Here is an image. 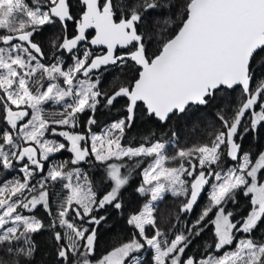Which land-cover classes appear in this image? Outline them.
I'll return each mask as SVG.
<instances>
[{
    "label": "snow or ice",
    "instance_id": "obj_1",
    "mask_svg": "<svg viewBox=\"0 0 264 264\" xmlns=\"http://www.w3.org/2000/svg\"><path fill=\"white\" fill-rule=\"evenodd\" d=\"M69 22L78 25L71 36ZM50 29L61 33L49 41L51 58L36 39ZM88 29H95L90 41ZM109 67L117 73L134 71L133 82L125 83L117 74L112 91L102 92L99 74ZM237 88L239 104L227 109L216 105L219 130L209 143L180 148L173 144L175 131L153 132L136 147L121 143L137 102L146 106L148 117L167 127L174 117L205 111L219 93ZM119 98L127 99L128 115L103 136L89 127L91 148L85 134L58 130L79 127L86 112L87 125L95 124L97 106H114ZM49 102L58 110L48 112L44 105ZM262 131L264 0H0V174L5 177L0 181V264H35L36 235L44 233L53 242L56 264H128L126 258L141 264L140 257L130 254L145 249L154 250V264H264V240L255 238L264 225V150L253 159L242 149L244 136L259 137ZM172 147L175 153L168 155ZM65 150L72 158L53 163L55 154ZM92 157L104 166L101 183L109 182L110 191L102 197L78 167L93 163ZM144 158L151 159L137 191L150 195V202L127 221L136 232L93 260L97 233L92 225L104 219L95 213L107 206L121 208V189ZM225 158L235 165L225 167ZM171 161L178 166H170ZM16 172L23 176L9 177ZM57 185L61 192L53 201ZM208 189L207 205L185 224L186 231H173L175 223L167 230L160 227L167 217L154 213L167 193L183 198L179 220ZM249 194L250 213L235 220L229 204ZM41 209L50 217L47 224L37 215ZM209 224L215 225L212 252L199 260L187 256L189 237L199 236ZM236 233L246 235L237 240Z\"/></svg>",
    "mask_w": 264,
    "mask_h": 264
},
{
    "label": "trees",
    "instance_id": "obj_2",
    "mask_svg": "<svg viewBox=\"0 0 264 264\" xmlns=\"http://www.w3.org/2000/svg\"><path fill=\"white\" fill-rule=\"evenodd\" d=\"M73 9L76 14L79 15L78 5L73 3ZM154 20V18H151ZM73 24L68 26V32L73 33ZM61 35L60 31L57 29L55 31L48 30L45 31L42 36H37L40 38L41 43H47L54 39L55 36ZM155 50V45L153 46ZM70 63V61H68ZM119 74L125 83L133 82L132 73H117L113 71L110 67L107 72H101L99 74L100 84L99 88L102 92H111L112 91V80L113 77ZM101 99H103L101 97ZM241 100V94L239 89L228 90L226 95L224 92L218 94V98L215 101L214 105L205 111H193L187 114L185 118L181 119L174 117L171 121L168 122L167 127H164L162 124L158 123L155 119L150 118L146 115V111L141 104L137 105L135 110V116L132 121L130 128H126L123 138L121 140L122 145L124 146H139L141 143L145 142V138L151 137V133H155L157 136L162 135L163 133H168L175 131L178 134L176 141H173L175 145L177 142L180 148L190 149L192 147L209 143L212 134L215 131L219 130L218 122L214 120L213 114L216 111V105H223L224 108L233 107L236 104H239ZM49 104V103H48ZM48 104L44 105V108L48 112H55L58 110L59 106L51 105L46 107ZM127 101L125 99H118L114 103V106L104 107L102 104L97 106V110L94 113L96 123L93 125H87L86 121L89 113H84L80 117V128H76V132L81 134L89 133V127L91 128V133L98 134L103 128L107 125L117 121L118 119L124 118L127 116ZM196 125L194 128L193 125ZM216 125L213 128V125ZM242 149L245 152L252 154L253 159H258L256 154L261 150H264V131H262L259 137H255L252 134L246 135L242 140ZM175 153V147L168 149V155H173ZM93 163L80 164L78 167L83 173H86L88 178L92 181L94 191L97 193L98 197H102L106 194L107 191H110L108 187L109 182L101 183V177L105 176L104 166L99 162H95L94 158H91ZM127 160L128 158H124ZM141 159V158H135ZM145 163L141 164L139 167H136L132 171L131 176L129 177L128 184L121 189V194L118 196V200L121 203L120 209L112 208L107 206L106 209H100L95 213L97 216H103L104 219L99 225H92L95 227L97 233V243L95 247L93 260L102 259L105 255L110 254L115 250L116 247L121 246L123 242H127L132 238L136 232L132 225L127 223L128 219L133 214H139L142 210L144 204L149 201V197L141 196L137 189L143 183L142 172L145 167H147V160L151 158H144ZM227 163L225 167H229L231 164L225 158ZM129 164H132L133 161H128ZM176 166H178V162ZM170 166L173 163H169ZM77 167V166H75ZM122 175L125 174V169H121ZM15 173H9V177L12 178ZM5 177L0 174V181H3ZM56 192H61L60 186L57 185L54 189L52 199L55 201L57 198L55 196ZM63 196V193H61ZM183 198H177L169 195H165L163 201L159 203L157 211L154 213L157 217H167V221L160 224L162 229L167 230L171 227V224L175 223L176 228L173 231H186L185 224L194 221L199 215L201 210L205 207L206 204V194L203 196L201 202L197 206L196 210L191 217L180 215V219L177 220V213L180 208ZM55 203L53 202V210H55ZM229 210H234V219L240 220L245 217L246 213L250 209V201L247 197L240 196L238 202L233 205L229 204ZM38 217L47 224L50 220V217L41 209L37 213ZM72 214L69 213L71 218ZM215 219V217H213ZM75 223H80L78 220H74ZM84 227H89V225L84 224ZM258 229L264 230V225H260ZM257 231V230H256ZM169 238H172L171 233H169ZM255 238L258 240L255 232ZM191 243H189L186 254L187 256L194 257L196 259H203L212 252L210 246L214 244L215 241V225L209 224L199 236L189 237ZM37 242V252L35 254V264H56V256L54 252L53 242L50 237L44 234L36 235ZM235 243V242H234ZM141 255V264H154L152 261L153 250H142ZM216 255H219L218 253Z\"/></svg>",
    "mask_w": 264,
    "mask_h": 264
},
{
    "label": "rangeland",
    "instance_id": "obj_3",
    "mask_svg": "<svg viewBox=\"0 0 264 264\" xmlns=\"http://www.w3.org/2000/svg\"><path fill=\"white\" fill-rule=\"evenodd\" d=\"M69 64H71V61H70V63ZM52 105V103L51 102H49V104L46 106V107H50ZM58 118V117H57ZM125 118V117H124ZM124 118H121V119H124ZM121 119H118L117 121H119V120H121ZM117 121H115V122H117ZM115 122H113V123H115ZM113 123H111V124H113ZM111 124H109V125H107L105 128H103L98 134H96V135H98V136H103L104 134H105V132L108 130V128L111 126ZM58 130H72V131H75V129H69L68 128V126H64L62 129H59L58 128ZM86 136H88V142H87V147H89V148H91V134L90 133H88L87 132V134H85ZM49 139H58V140H60V141H63V142H65V143H67L66 141H64V138L63 137H49ZM82 144L84 143V142H81ZM94 158V157H93ZM71 159V157H70V152H68V151H61L60 153H57V154H55V159L53 160V163H56V162H61V161H67V160H70ZM176 161H171V162H169V163H173V165L172 166H176L177 165V163H175ZM235 164H231L230 166H234ZM229 166V167H230ZM47 167H51V165H48ZM70 168H75V166H71L70 165ZM46 171H47V169H46ZM46 171H45V175H46ZM23 176V173L22 172H16L15 173V175L14 176H12V178H14V179H19L20 177H22ZM142 179H144V176H143V172H142ZM208 191H210V189H208ZM208 191H207V193H206V204H205V206L207 205V203H208ZM166 195H169V196H173L171 193H167ZM149 197V201L148 202H150V195L148 196ZM174 197V196H173ZM142 210H143V208H142ZM141 210V211H142ZM26 211V210H25ZM201 213V212H200ZM153 252H154V250H153ZM142 253V250L140 251V252H133V253H131L130 254V257H141V254ZM126 261L128 262V264H131V262H130V258H126Z\"/></svg>",
    "mask_w": 264,
    "mask_h": 264
},
{
    "label": "flooded vegetation",
    "instance_id": "obj_4",
    "mask_svg": "<svg viewBox=\"0 0 264 264\" xmlns=\"http://www.w3.org/2000/svg\"><path fill=\"white\" fill-rule=\"evenodd\" d=\"M72 24H73V31L74 32H76V26H77V24H74L73 22H69V25L68 26H72ZM72 35V33H69V36H71ZM87 40H90L93 36H94V33L93 32H90V33H88L87 35ZM36 39H37V41H39L40 43H41V40H40V38L39 37H36ZM43 44V43H42ZM44 51L46 52V53H48V55H49V58H51V50H50V46L47 44V43H44ZM88 46V45H87ZM89 47V46H88ZM90 49H91V47H89ZM93 50V49H92ZM80 51L82 52L83 51V46H81V48H80ZM93 51H95V52H97V53H100V52H102L103 50H93ZM121 52H123V51H121ZM65 55L67 56V54L65 53ZM49 61L48 60H46V61H44V63L45 64H47ZM110 68V67H109ZM78 128V130H79V128L80 127H77ZM75 132H76V128H75ZM79 133V132H78ZM72 153H70V157L72 158ZM228 160V159H227ZM81 164H86V163H81ZM208 191V190H207ZM207 193V192H206ZM251 195L252 194H249V196H244V197H247L248 199H249V201H250V209H249V211L246 213V215L247 214H249L250 213V211H251ZM234 205V204H233ZM245 215V216H246ZM256 232V236L258 237V240H264V230H260V229H258L257 231H255ZM246 234H242V233H236V236H237V240H239V239H241V238H244V236H245Z\"/></svg>",
    "mask_w": 264,
    "mask_h": 264
},
{
    "label": "water",
    "instance_id": "obj_5",
    "mask_svg": "<svg viewBox=\"0 0 264 264\" xmlns=\"http://www.w3.org/2000/svg\"><path fill=\"white\" fill-rule=\"evenodd\" d=\"M76 31H78V25L76 26ZM90 32H93V33H94V36H95V29H88L87 32H86V35H87L88 33H90ZM94 36H93L91 39H93ZM91 39H90V40H91ZM90 40H89V41H90ZM88 46L91 47V49H93V50H103V51H104V49H103L102 46H92V45H88ZM119 51L121 52V51H124V50H123V49H120ZM66 54H67V53H66ZM67 55H68V54H67ZM229 91H231V90H229ZM119 99H125V100L127 101L126 98H119ZM127 103H128V102H127ZM138 104H141V105L143 106L144 109L146 108V106L143 105V102H137V105H138ZM127 107H128V105H127ZM126 111H127V109H126ZM127 115H128V113H127ZM228 162H229L230 164H235V163H236V162L231 161L230 159H228ZM82 163H83V162H82ZM206 192H207V190L202 194L201 198H199V200H198V205H199V203L201 202L203 196L206 194ZM198 205H197V206H198ZM197 206L194 207V210H193L191 213H188V214H181V217H182V216H187L188 218L191 217L192 214L194 213V211L196 210Z\"/></svg>",
    "mask_w": 264,
    "mask_h": 264
}]
</instances>
